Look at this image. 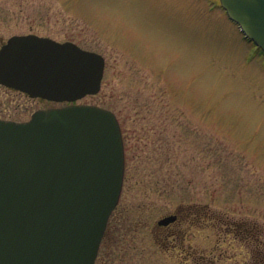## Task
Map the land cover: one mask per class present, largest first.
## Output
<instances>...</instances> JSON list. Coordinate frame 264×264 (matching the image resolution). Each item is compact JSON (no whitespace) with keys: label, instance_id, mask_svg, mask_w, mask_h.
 I'll list each match as a JSON object with an SVG mask.
<instances>
[{"label":"rangeland","instance_id":"1","mask_svg":"<svg viewBox=\"0 0 264 264\" xmlns=\"http://www.w3.org/2000/svg\"><path fill=\"white\" fill-rule=\"evenodd\" d=\"M28 34L106 60L100 92L77 101L113 111L125 141L96 264H251L234 225L264 236V54L220 0H0V48ZM64 105L0 85L2 119Z\"/></svg>","mask_w":264,"mask_h":264},{"label":"water","instance_id":"2","mask_svg":"<svg viewBox=\"0 0 264 264\" xmlns=\"http://www.w3.org/2000/svg\"><path fill=\"white\" fill-rule=\"evenodd\" d=\"M220 2L264 51V0ZM105 66L97 52L36 34L0 48V85L69 103L23 122L0 118V264L96 263L122 196L125 145L113 111L76 102L100 92Z\"/></svg>","mask_w":264,"mask_h":264},{"label":"trees","instance_id":"3","mask_svg":"<svg viewBox=\"0 0 264 264\" xmlns=\"http://www.w3.org/2000/svg\"><path fill=\"white\" fill-rule=\"evenodd\" d=\"M263 53V51L261 50ZM264 54V53H263ZM235 228H237L239 231L235 229V234L238 235L240 238L243 240H246L250 242L251 244L253 243L255 245V248L252 250L253 251V262L251 264H264V240H263V234L261 229L259 228L258 225H254L253 228L248 229L244 225H234ZM108 229L105 234V239L108 236ZM245 241V242H246ZM104 242V239H103ZM210 264H217L215 259H210L209 260Z\"/></svg>","mask_w":264,"mask_h":264},{"label":"flooded vegetation","instance_id":"4","mask_svg":"<svg viewBox=\"0 0 264 264\" xmlns=\"http://www.w3.org/2000/svg\"><path fill=\"white\" fill-rule=\"evenodd\" d=\"M27 96V95H26ZM41 102H48V103H53V102H50V101H47V100H44V99H37ZM45 108H49V107H45ZM40 109H44V108H40ZM39 110V109H38Z\"/></svg>","mask_w":264,"mask_h":264}]
</instances>
